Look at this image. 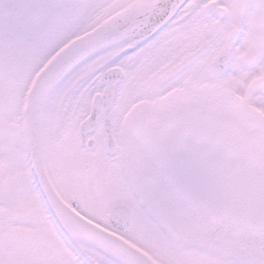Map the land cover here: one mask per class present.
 <instances>
[{"label": "snow or ice", "instance_id": "1", "mask_svg": "<svg viewBox=\"0 0 264 264\" xmlns=\"http://www.w3.org/2000/svg\"><path fill=\"white\" fill-rule=\"evenodd\" d=\"M0 264H264V0H0Z\"/></svg>", "mask_w": 264, "mask_h": 264}]
</instances>
